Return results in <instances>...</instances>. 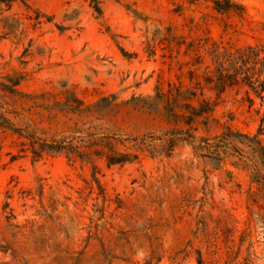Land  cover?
I'll list each match as a JSON object with an SVG mask.
<instances>
[{
  "label": "rangeland",
  "instance_id": "1",
  "mask_svg": "<svg viewBox=\"0 0 264 264\" xmlns=\"http://www.w3.org/2000/svg\"><path fill=\"white\" fill-rule=\"evenodd\" d=\"M97 1L0 0V264H264V0Z\"/></svg>",
  "mask_w": 264,
  "mask_h": 264
},
{
  "label": "trees",
  "instance_id": "2",
  "mask_svg": "<svg viewBox=\"0 0 264 264\" xmlns=\"http://www.w3.org/2000/svg\"><path fill=\"white\" fill-rule=\"evenodd\" d=\"M95 5L97 11H101L98 6L97 0H91ZM225 4H229V0H223ZM221 1H215V5L219 8L222 5ZM213 56V62L216 66L215 71V87L220 91H223L231 87H243L247 89V97L250 103L254 102L251 97L253 94L256 98L264 99V42L246 45L240 48L223 49L219 45L214 43L211 51ZM78 104H82V101L75 98ZM172 106L184 111L185 113L177 114L173 113V117L181 119L187 126H192L195 121L199 119H205L204 116L210 113L213 109V104L209 101L201 100L199 104H183L176 101ZM206 120V119H205ZM204 123V121H202ZM192 140L195 139L194 135H188ZM61 145L51 144L47 145V148H60ZM126 157L120 156L117 159H113L114 163L125 161ZM112 160V159H111Z\"/></svg>",
  "mask_w": 264,
  "mask_h": 264
}]
</instances>
